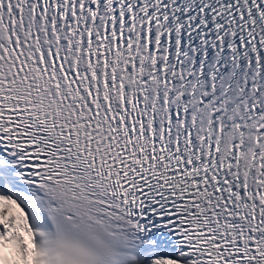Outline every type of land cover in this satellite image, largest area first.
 I'll use <instances>...</instances> for the list:
<instances>
[{"label":"snow or ice","instance_id":"1","mask_svg":"<svg viewBox=\"0 0 264 264\" xmlns=\"http://www.w3.org/2000/svg\"><path fill=\"white\" fill-rule=\"evenodd\" d=\"M0 264H264V0H0Z\"/></svg>","mask_w":264,"mask_h":264}]
</instances>
